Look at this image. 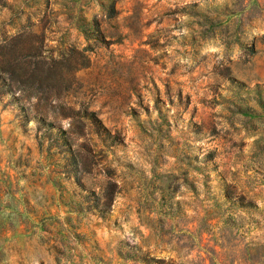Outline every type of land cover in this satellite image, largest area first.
<instances>
[{"label":"rangeland","instance_id":"1","mask_svg":"<svg viewBox=\"0 0 264 264\" xmlns=\"http://www.w3.org/2000/svg\"><path fill=\"white\" fill-rule=\"evenodd\" d=\"M264 264V0H0V264Z\"/></svg>","mask_w":264,"mask_h":264},{"label":"trees","instance_id":"2","mask_svg":"<svg viewBox=\"0 0 264 264\" xmlns=\"http://www.w3.org/2000/svg\"><path fill=\"white\" fill-rule=\"evenodd\" d=\"M155 263H160V264H162V263H164V261H154Z\"/></svg>","mask_w":264,"mask_h":264}]
</instances>
